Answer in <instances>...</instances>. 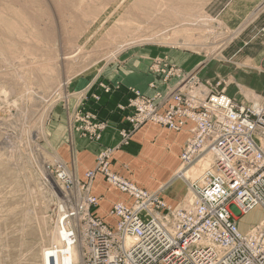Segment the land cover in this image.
Segmentation results:
<instances>
[{
	"label": "rangeland",
	"instance_id": "obj_1",
	"mask_svg": "<svg viewBox=\"0 0 264 264\" xmlns=\"http://www.w3.org/2000/svg\"><path fill=\"white\" fill-rule=\"evenodd\" d=\"M242 3L0 0V264H43V249L52 243L60 214L76 213L71 217L75 222L85 199L97 197L90 190L97 175L115 188L111 176L125 179L110 165L114 152L141 128L122 142L121 131L130 127L129 109L122 110L129 126L120 129L119 145L100 149L95 166L82 178L58 153L56 109L67 110L72 129L89 141H99L108 127L84 107L90 86L98 83L105 92L120 89V82L111 85L104 78L110 80L117 72L135 74L139 70L135 65L141 63L154 75L150 84L157 80L161 88L162 72L151 69L160 62V67L170 65L166 71L172 64L197 75L201 89L224 91L239 103L264 100V63L232 62L237 52L233 45L244 44L245 35L255 36L263 27L264 0H252L250 8L238 13L247 1ZM245 24L253 27L240 33ZM175 79L172 85L177 84ZM86 80L89 84L81 88ZM150 84L151 92L144 95L153 97L156 89ZM130 88L131 99L139 89ZM92 97L99 99L97 94ZM121 106L126 105H119L120 110ZM100 124L105 127L94 132ZM208 163L206 157L200 159L186 170L183 180L190 185ZM263 211L257 207L244 216L234 209L240 230L246 232L260 223Z\"/></svg>",
	"mask_w": 264,
	"mask_h": 264
},
{
	"label": "built area",
	"instance_id": "obj_2",
	"mask_svg": "<svg viewBox=\"0 0 264 264\" xmlns=\"http://www.w3.org/2000/svg\"><path fill=\"white\" fill-rule=\"evenodd\" d=\"M169 66L152 64L153 72L163 74L161 88L157 80L150 84L153 97L135 90L120 107L130 111L122 142L147 122L173 131L188 128L179 169L212 154L203 184L194 187L190 201L172 206L162 199L165 187L149 191L111 176L131 202L115 203L110 210L115 222L108 223L91 211L99 198L85 199L75 221L82 243L77 264H264V221L242 232L234 214V209L238 215L264 210V100L245 104L224 91L205 92L197 75L172 64L166 71Z\"/></svg>",
	"mask_w": 264,
	"mask_h": 264
},
{
	"label": "crops",
	"instance_id": "obj_3",
	"mask_svg": "<svg viewBox=\"0 0 264 264\" xmlns=\"http://www.w3.org/2000/svg\"><path fill=\"white\" fill-rule=\"evenodd\" d=\"M246 1L245 8L241 9L239 6L238 13L250 8L252 0H244V3ZM260 21L263 27L260 28L258 34L255 36L247 34L244 36L247 41L241 40L244 44L233 45L235 47L233 51H237L232 56L233 63H264V20ZM238 23L240 25V22ZM251 26L245 24L240 33L246 32ZM241 35L243 34L238 35V38ZM242 52H244L243 55H241ZM189 60L188 63L192 59ZM137 65L135 69L139 68V70L135 74L117 72V75L110 80L104 78V82L111 83V85L120 82V89L105 92L98 83L89 87L90 94L85 102V109L97 114L100 120L108 123L99 141L82 138L72 129L71 118L67 110L56 109L54 119L58 153L72 167L78 178H82L87 170L95 166L96 156L100 149L119 145L120 129L129 126L125 120L126 112L120 110L119 105H127L132 96L130 87H135L145 94L151 92L149 84L154 79V75L145 65L141 63ZM127 72L133 71L127 70ZM87 84H89L87 80L81 83V88ZM92 94L99 95V99L92 97ZM189 135L188 128L173 131L158 123H147L132 135L126 145L114 152L110 165L111 171L149 191L165 187L161 194L162 199L169 205L176 206L177 203L180 204L183 201L188 191V185L184 181L187 169L181 177L178 178L175 175L180 167L181 153ZM178 173H181V170ZM91 191L94 195L101 197L94 214L108 223L115 222L113 217L110 218L109 212L114 203L131 202L127 194L110 185L101 175H97L93 181Z\"/></svg>",
	"mask_w": 264,
	"mask_h": 264
},
{
	"label": "bare ground",
	"instance_id": "obj_4",
	"mask_svg": "<svg viewBox=\"0 0 264 264\" xmlns=\"http://www.w3.org/2000/svg\"><path fill=\"white\" fill-rule=\"evenodd\" d=\"M148 6V5H146ZM137 10L140 8H136ZM143 9V8H142ZM4 15V14H3ZM20 15V14H19ZM17 24V22H15ZM19 26V25H17ZM27 26V25H26ZM33 30V29H32ZM26 37V36H25ZM26 40H28L26 38ZM13 48V47H12ZM13 54V53H12ZM13 56V55H11ZM6 58V57H5ZM159 61V60H158ZM160 63V62H159ZM205 92L208 91L207 88L203 89ZM258 103V102H256ZM88 126V125H87ZM89 129V128H87ZM93 131V130H92ZM91 131V132H92ZM99 136V135H98ZM112 155V154H111ZM104 156V155H103ZM104 158V157H103ZM106 158V157H105ZM213 159V155L212 154H208L206 156V160L209 161L208 163V167L210 165V160ZM109 161V160H108ZM98 162V161H97ZM102 162V161H101ZM107 164V163H106ZM105 165V163H104ZM61 167V166H60ZM207 167V168H208ZM100 169V168H99ZM108 170V169H107ZM186 169H181V173L184 174ZM109 171V170H108ZM89 172V171H88ZM92 172V171H91ZM104 172V171H103ZM107 172V171H106ZM105 173V172H104ZM60 174V173H59ZM203 174V173H202ZM202 174L199 177H195V180L190 179V186L192 187V189L190 190V192L187 195V200L186 201H190L193 197H194V187H198L200 185L203 184V180H202ZM110 175V174H109ZM112 175V174H111ZM92 176V175H90ZM61 177V176H60ZM64 177V176H63ZM93 177H91L92 179ZM64 179V178H63ZM107 179V178H106ZM70 181V180H69ZM83 183V181H81ZM89 182V179H88ZM75 183V182H74ZM84 184V183H83ZM135 184V183H134ZM85 186V185H84ZM83 187V186H82ZM80 188V187H79ZM86 190V189H85ZM91 190V189H90ZM93 196V195H92ZM98 197V196H97ZM97 207V206H96ZM62 208L64 209V206H62ZM62 209V210H63ZM60 210V211H62ZM78 210V209H77ZM65 211V210H63ZM62 211V212H63ZM75 211V210H74ZM253 211V210H252ZM251 211V212H252ZM262 211V210H261ZM78 212V211H77ZM96 212V211H95ZM94 212V213H95ZM110 212V211H109ZM264 212V211H263ZM76 215V213H66V211L62 214H60L59 219H58V223L56 226V229L52 235V243L50 246L46 247L45 249H43V254H42V261L43 264H77L78 262L81 261V257L79 254V250H80V244L81 240L78 241V237H77V226L75 224V222H72V216ZM98 216V215H97ZM245 216V215H244ZM247 216V215H246ZM256 216V214H255ZM112 218V217H110ZM256 219V218H255ZM261 219V218H260ZM264 221V218L261 220ZM57 222V221H56ZM109 222H111L109 220ZM255 223V222H254ZM252 228V227H251ZM249 228V229H251ZM72 235H75L74 237ZM77 238V239H76ZM49 239V238H48ZM76 241V243H75Z\"/></svg>",
	"mask_w": 264,
	"mask_h": 264
}]
</instances>
